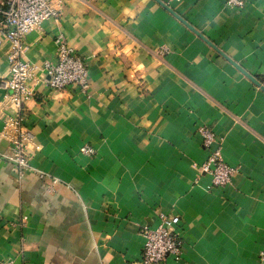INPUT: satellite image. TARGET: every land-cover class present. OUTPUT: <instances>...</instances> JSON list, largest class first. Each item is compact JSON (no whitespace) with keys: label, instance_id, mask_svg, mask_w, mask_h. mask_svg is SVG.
I'll return each mask as SVG.
<instances>
[{"label":"crops","instance_id":"crops-1","mask_svg":"<svg viewBox=\"0 0 264 264\" xmlns=\"http://www.w3.org/2000/svg\"><path fill=\"white\" fill-rule=\"evenodd\" d=\"M60 33L87 63L86 93L38 72L18 107L0 87V132L18 114L34 135L22 176L0 135V261L138 264L142 225L164 213L183 244L159 264H264V90L248 76L264 86V0H67L25 34L23 57L52 60ZM202 123L239 167L226 187L193 166Z\"/></svg>","mask_w":264,"mask_h":264},{"label":"built area","instance_id":"built-area-1","mask_svg":"<svg viewBox=\"0 0 264 264\" xmlns=\"http://www.w3.org/2000/svg\"><path fill=\"white\" fill-rule=\"evenodd\" d=\"M66 1L0 0V48L7 43L4 55L9 65L8 75L0 78V87L10 90L11 99L18 107L34 96L38 72L46 76V85L51 90L60 91L71 85L82 93L88 89L87 63L61 33L54 39L56 47L52 60H44L38 65L23 57L25 34L38 29L44 20L58 19ZM242 3L243 0H225L229 7H240ZM197 132L202 140L205 159L193 163V166L200 174L209 176L212 186H228L239 167L224 160L217 137L208 124H200ZM0 135L9 142V152L1 154V157L17 168L19 176L30 171L28 146L34 135L24 126L22 118L18 114L10 115ZM80 151L88 155L94 153V149L86 144L80 147ZM32 171L41 179L47 178L42 172ZM56 183V178H50L47 190L54 191ZM178 223V216L159 213L156 226L142 225L144 244L138 264H159L168 255L175 260L180 259L183 242L177 232ZM259 259L264 263V250L260 252ZM0 264L13 262L4 259Z\"/></svg>","mask_w":264,"mask_h":264},{"label":"water","instance_id":"water-1","mask_svg":"<svg viewBox=\"0 0 264 264\" xmlns=\"http://www.w3.org/2000/svg\"><path fill=\"white\" fill-rule=\"evenodd\" d=\"M250 77V79L257 85L259 86L262 90H264V86L262 84H260V82H258L255 78H253L252 76L248 75Z\"/></svg>","mask_w":264,"mask_h":264}]
</instances>
